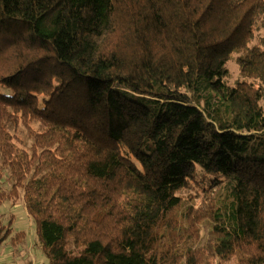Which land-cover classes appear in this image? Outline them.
I'll return each mask as SVG.
<instances>
[{
    "label": "trees",
    "instance_id": "16d2710c",
    "mask_svg": "<svg viewBox=\"0 0 264 264\" xmlns=\"http://www.w3.org/2000/svg\"><path fill=\"white\" fill-rule=\"evenodd\" d=\"M18 189L47 264H264V0H0Z\"/></svg>",
    "mask_w": 264,
    "mask_h": 264
},
{
    "label": "rangeland",
    "instance_id": "374dc122",
    "mask_svg": "<svg viewBox=\"0 0 264 264\" xmlns=\"http://www.w3.org/2000/svg\"><path fill=\"white\" fill-rule=\"evenodd\" d=\"M228 69L230 70V81L233 82L239 77L238 67L234 61H229ZM23 192L17 190L15 198L7 199L0 207V228H10L9 235L3 241H0V264H47L44 255L41 254L32 223L25 214L24 205L22 203ZM200 200L195 203L198 207ZM22 231L23 238H16V233ZM206 227L203 228L202 238L205 241ZM2 234V233H1ZM209 254L213 264L216 263V257L212 249ZM235 258H232L226 264H235Z\"/></svg>",
    "mask_w": 264,
    "mask_h": 264
}]
</instances>
